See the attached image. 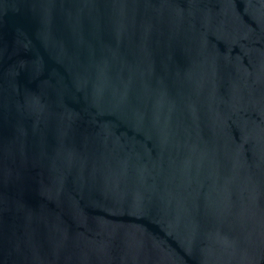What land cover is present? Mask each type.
<instances>
[{
    "label": "water",
    "instance_id": "95a60500",
    "mask_svg": "<svg viewBox=\"0 0 264 264\" xmlns=\"http://www.w3.org/2000/svg\"><path fill=\"white\" fill-rule=\"evenodd\" d=\"M0 264H264V0H0Z\"/></svg>",
    "mask_w": 264,
    "mask_h": 264
}]
</instances>
